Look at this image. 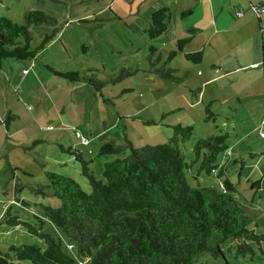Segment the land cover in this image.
Instances as JSON below:
<instances>
[{"label": "rangeland", "instance_id": "374dc122", "mask_svg": "<svg viewBox=\"0 0 264 264\" xmlns=\"http://www.w3.org/2000/svg\"><path fill=\"white\" fill-rule=\"evenodd\" d=\"M151 1L155 2L0 0V16L17 24H23L24 14L34 10L54 20V25L29 26L31 48L37 47L45 35L51 36L33 59H2L4 65L18 64L7 65L2 72L0 99L3 104L5 92L10 93L14 86L10 85V78H17L18 69L28 68L30 62L37 74L34 88L38 101L24 98L23 107L20 100L17 104L15 93H10L11 106L18 112L19 119L9 110L4 111L0 119L4 132L0 137V247L21 242L43 245L22 226H7L4 211L10 206L12 213L17 212L21 220L32 223L34 216L27 211L38 212V203L47 201L55 205L57 200L42 187L44 171L71 177L89 192L87 179L81 174L80 160L73 150L87 161L94 177L102 179L103 164L115 157H124L130 149L100 154L101 145L123 146L124 134L132 147L167 142L171 128L141 122V119L159 120L164 113L167 114L166 123L193 128L192 137L182 146L186 161L193 158L191 146L195 140L227 133L228 149L218 154L217 163L224 166L225 176L235 184L237 204L250 216V227L263 235L257 245L251 243L252 253L244 254L237 251L234 240L228 239L222 245L223 257L207 255L205 259L209 263L205 264H224L225 261L228 264H264V136H261L264 112L254 101L240 103L227 96L231 89L237 90L241 82H247L245 77L236 81L237 87L233 84L223 89L218 86L226 80L218 78L205 87V95L200 98L199 85L207 72L206 65L186 60L183 52L177 50L176 40L182 38V34L172 16L164 32L155 38L148 37L149 18L146 17L152 9L170 0H156L154 4ZM200 41V36L196 37L187 48L194 49ZM172 50L176 55L169 59ZM48 68L93 75L104 85L96 92L87 83L69 82ZM120 72L123 74L119 78ZM18 88L27 90L26 86ZM214 92L219 98L211 101L213 115L204 119V107L209 102L206 96ZM21 95L26 96L23 92ZM13 123L20 132L8 138L7 132ZM76 133L83 137L84 143ZM11 146L12 152L6 154ZM5 155L13 165L5 161ZM234 158L243 160L240 176L237 175L239 162H233ZM197 167L198 163H193L187 174L192 184L198 181L203 186H219L214 174H196ZM256 180L260 182L258 187L252 184ZM44 228L53 238L65 239L60 232H53L49 224ZM81 260L82 264L85 260L88 262L87 258Z\"/></svg>", "mask_w": 264, "mask_h": 264}, {"label": "trees", "instance_id": "16d2710c", "mask_svg": "<svg viewBox=\"0 0 264 264\" xmlns=\"http://www.w3.org/2000/svg\"><path fill=\"white\" fill-rule=\"evenodd\" d=\"M170 14L168 6L151 10L149 38L167 29ZM180 15L183 17L185 12ZM40 24L54 25V20L35 10L24 14L23 24L0 16V61L33 59L51 37L45 35L37 47L31 48L29 26ZM192 31L193 28H188V35L176 40L178 51L182 52L192 39ZM175 55V50L170 51L169 59ZM183 56L199 62L202 51L183 53ZM48 69L69 82L87 83L96 92L104 85L93 75ZM122 74L120 72L119 78ZM210 105L211 101L204 107V119L213 115ZM166 115L161 114L159 120L141 119V122L171 128L167 142L132 147L124 134L123 146L101 145L100 154L130 149L124 157H115L103 164L102 179L95 178L87 161L73 150L80 160L81 174L87 179L89 192L71 177L44 171L42 187L57 200L56 204L38 203L35 213L25 210L34 216L32 223L21 220L17 212L12 213L10 206L4 211L7 226H22L43 245L1 244L0 264H82V258L88 259L84 264H205L209 263L205 259L207 255L223 257L222 245L228 239L237 243L238 252L252 253L251 243L257 245L263 235L250 227V216L237 204L235 184L225 176L224 166L217 163L218 154L228 149L227 133L195 140L191 146L193 158L186 161L182 146L192 137L193 128L162 122ZM196 162V174H214L219 180L217 188L203 186L198 181L190 182L187 174ZM233 162H239L237 175L240 176L243 160L235 158ZM252 184L258 187L259 180ZM45 224L65 239L53 238L45 230Z\"/></svg>", "mask_w": 264, "mask_h": 264}, {"label": "crops", "instance_id": "0c3cea01", "mask_svg": "<svg viewBox=\"0 0 264 264\" xmlns=\"http://www.w3.org/2000/svg\"><path fill=\"white\" fill-rule=\"evenodd\" d=\"M155 2L151 1L152 4ZM161 5L170 6V18L172 16V21L178 23L181 37L188 35V28H193L192 39L184 45L182 52L202 51L200 62L206 65L207 72L200 81L198 93L200 98L205 95V87L218 78L226 80L224 84L218 86L223 89L227 87L226 85L234 84L237 87L236 81L245 77L248 79L247 82H241L240 88L231 89L227 96L233 97L240 103L254 101L264 112V11H255L256 8L264 6V0H170L169 3L164 1ZM239 10L243 11L242 16L236 15ZM181 12H185L183 17L180 15ZM199 36L200 45H196L194 49H188L187 47ZM7 65L11 66L4 65L3 60L0 61V83L2 72L6 71ZM17 65L14 63L12 66ZM34 67L33 62H30L28 68L18 69L17 78L15 76L10 78V83L12 82L10 85H14L10 93H15L17 104L20 100L21 106L23 102H26L24 98L38 101L37 91L34 88L35 80L37 81ZM23 69L27 70L26 73L22 72ZM201 74L202 72L199 76ZM19 86L21 89L22 86H26L27 92L21 91ZM21 92L27 97L22 96ZM10 93L8 90L5 92L4 104L0 99V119L6 110L14 113L19 119L18 112L11 106ZM217 98L219 97H215L214 92V95L206 96L205 100L213 102ZM161 121L166 122V118ZM17 132L20 131L15 123L10 124L6 137H14ZM2 134L4 132L0 127V137ZM12 149L13 146L7 150L6 154L12 152ZM18 154L17 151L16 155ZM5 161L13 165L8 155H5Z\"/></svg>", "mask_w": 264, "mask_h": 264}, {"label": "built area", "instance_id": "2783aa9c", "mask_svg": "<svg viewBox=\"0 0 264 264\" xmlns=\"http://www.w3.org/2000/svg\"><path fill=\"white\" fill-rule=\"evenodd\" d=\"M255 11L256 12L264 11V6H260L259 8H256ZM242 14H243V11H241V10H239V11L236 12V15L237 16H242ZM26 71H27L26 69H23L22 70L23 73H26ZM262 121H263V124H264V117L262 118ZM76 135H78V134L76 133ZM78 136L82 140V142L84 143L85 140L83 139V137L81 135H78ZM261 136H264V133H262Z\"/></svg>", "mask_w": 264, "mask_h": 264}]
</instances>
